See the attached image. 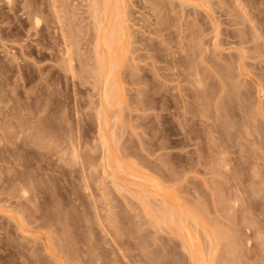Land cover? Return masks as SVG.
<instances>
[{
    "label": "rangeland",
    "instance_id": "374dc122",
    "mask_svg": "<svg viewBox=\"0 0 264 264\" xmlns=\"http://www.w3.org/2000/svg\"><path fill=\"white\" fill-rule=\"evenodd\" d=\"M50 1L0 0V117L5 120L0 118V133L7 122L3 107L19 109L10 119V130L18 133H4L5 140L0 139V146L5 145L0 147V179L8 182L0 180V189L5 188L0 190V264H73L71 253L77 252L99 264H112L115 258L122 264H264V0H197L198 7L196 0H119L113 7L120 15L126 12L119 19L128 29L117 43L123 49L117 53L115 48L114 59L121 63H115L112 80L114 92L119 90L107 111L101 107L103 79L95 69L98 26L92 0H59L63 24L52 17ZM238 3L253 21L243 19ZM32 5L43 13L29 14ZM32 17L39 18L38 27ZM251 22L261 39L254 38ZM66 45L75 73L65 66ZM196 71L198 79H206L203 85L197 83ZM202 89L208 93L201 105L207 115L198 119L188 111L202 108L191 97ZM99 110L107 112L104 131L114 152H109V165L102 157L107 154L101 145ZM21 121L25 127L20 129ZM3 156L9 161H1ZM13 174L31 181L24 185L28 195L20 192L24 183L16 180V187L12 185ZM1 183L11 184L10 192ZM170 215L185 222L179 223L185 231L172 224L178 221ZM179 232L193 234L190 238L199 242L191 243ZM68 242L75 246L68 247Z\"/></svg>",
    "mask_w": 264,
    "mask_h": 264
},
{
    "label": "bare ground",
    "instance_id": "6f19581e",
    "mask_svg": "<svg viewBox=\"0 0 264 264\" xmlns=\"http://www.w3.org/2000/svg\"><path fill=\"white\" fill-rule=\"evenodd\" d=\"M17 1V0H16ZM34 1V0H33ZM47 1V0H46ZM86 1V0H85ZM100 1H102L101 3H100ZM119 0H92V3H93V5H92V7L91 8H93V10H94V12L96 13V23L97 24H95V25H97L98 26V30H96V31H98V38H96V46H95V48H96V56L98 57L97 58V60H96V62H98L97 64H96V66L98 65V67H96L95 69L97 70V73H98V75L103 79V81H102V87H101V107H103V110H105L106 108L108 109V107L109 106H111V104H113V101L115 100V97H116V95H115V92H117L118 90H115V92H114V87H113V83H114V81L112 80V78H113V75H114V72L115 71H117V70H115V67H117L116 66V64L115 63H117L118 62V60L120 61V59H118L117 58V56H118V50H119V48H121L120 46L122 45L121 44V42H120V45H119V48H118V45H117V43H119V41H121L124 37L123 36H125L126 37V33L124 32V31H126L127 29H128V26L126 27V25L123 23V24H121L120 23V16H121V20H122V16H123V14L125 13L126 14V12L124 11L123 12V14L122 15H120V13H121V11H120V13H119V10L117 9V6L115 5V7H113V5L115 4V3H117ZM121 1V0H120ZM120 1H119V3H120ZM221 1V0H220ZM235 1V0H234ZM7 2L8 3H12V0H7ZM48 2H49V0H48ZM60 1L59 0H51L50 1V3H47V5L49 6H51V8H52V11L51 12H53V14H52V17L54 16L55 17V19L54 20H57V23H61V24H63V22H65V20H64V16H62V14H65L64 13V11H63V8H64V6L62 7V5L59 3ZM122 3H124L125 1L123 0V1H121ZM190 2V1H189ZM188 2V3H189ZM195 2L197 3L198 1L196 0V1H193V3H194V5H195ZM237 2H239V1H237ZM249 2V1H248ZM42 3V2H41ZM90 3V2H89ZM119 3H117V4H119ZM185 3H187V2H185ZM193 3H189V4H193ZM44 4H46V3H44ZM188 4V5H189ZM199 4H200V2H199ZM201 4H202V2H201ZM28 5V4H27ZM34 5V4H33ZM33 5L30 7V9L33 7ZM47 5H45L44 7H46ZM203 5V4H202ZM208 5V4H207ZM212 5V4H211ZM232 5V4H231ZM62 8H61V7ZM120 6H121V8L123 7L121 4H120ZM119 6V7H120ZM195 6H197L198 7V5H195ZM204 6V5H203ZM238 9H239V11L241 10V12H242V16H244L245 18H243V19H246V20H249V21H253V19L251 20V15L246 11V8H243L242 6H241V4H239L238 3ZM40 7H42V6H40ZM43 7V8H44ZM118 7V8H119ZM205 7V6H204ZM210 7V6H209ZM234 7V6H233ZM28 8V7H27ZM51 8H48L47 7V11H49V13H51L50 12V9ZM235 8V7H234ZM49 9V10H48ZM125 9V8H124ZM196 9V8H195ZM256 9V8H255ZM29 10V9H28ZM41 8H36V7H33V9L32 10H30L29 11V14H33L34 16L37 14V13H40L41 12ZM65 10V9H64ZM44 11V10H43ZM43 11L41 12V14L43 13ZM68 11V10H67ZM66 11V12H67ZM212 12V11H211ZM184 13V12H183ZM239 13V12H238ZM10 14V13H9ZM27 15H28V12L26 13ZM37 15H39V14H37ZM50 16V18H51V15H49ZM190 16V15H189ZM240 16V15H239ZM241 16V17H242ZM53 17V18H54ZM67 17V16H66ZM65 17V18H66ZM94 17V18H95ZM123 17H125V15L123 16ZM167 17V16H166ZM261 17V16H260ZM32 18H34V17H32ZM52 18V19H53ZM203 18V17H202ZM239 18V17H238ZM253 18V17H252ZM10 19V18H9ZM29 19H30V17H29ZM35 19V22H34V24H35V27H38L39 25H40V20H39V18H34ZM41 19V18H40ZM43 19V18H42ZM52 19H50V20H52ZM54 20H52V22L54 21ZM64 20V21H63ZM171 20V19H170ZM169 20V21H170ZM42 21V20H41ZM95 21V20H94ZM236 21V20H235ZM249 21H247V22H249ZM49 22V21H48ZM92 22V21H91ZM123 22V21H122ZM206 22V21H205ZM50 23H51V21H50ZM54 23H55V21H54ZM95 23V22H94ZM243 23V22H242ZM250 23V22H249ZM253 22H251V30H252V32H254V33H256V34H254L253 33V36H254V38L257 40V39H261L262 37H260L259 35L260 34H257V29H256V27L257 26H255L254 24H252ZM22 24V23H21ZM66 24V23H65ZM238 24H239V22H238ZM53 25V23H51V26ZM54 25H56V24H54ZM124 25H125V27H126V29L124 28ZM172 25V24H171ZM210 25V24H209ZM197 27V26H196ZM200 27V26H199ZM49 28H50V26H49ZM124 28V29H123ZM258 28V27H257ZM30 29V28H29ZM72 29V28H71ZM93 29V28H92ZM130 29V28H129ZM165 29H166V27H165ZM28 30V29H27ZM51 30V29H50ZM59 30V29H58ZM124 30V31H123ZM38 31V30H37ZM65 31V30H64ZM64 31L62 32L63 33V36L65 37L66 35V33H64ZM92 31V30H91ZM221 31V30H220ZM128 33V32H127ZM221 33V32H220ZM44 34V33H43ZM41 35V34H40ZM95 35V34H94ZM128 35V34H127ZM216 35H217V33H216ZM48 37V36H47ZM74 37V36H73ZM95 37V36H94ZM222 37V36H221ZM63 38V37H62ZM131 38H132V36H131ZM217 39V41L219 40L218 39V37H216ZM53 39V38H52ZM65 38H63V40H64ZM134 39V38H133ZM171 39V38H170ZM62 40V39H61ZM95 40V39H94ZM126 40V39H125ZM262 40H264L263 38H262ZM65 41H66V43H67V40L65 39ZM176 41V40H175ZM198 42H199V40H197ZM43 42V41H42ZM51 42V41H50ZM124 42V41H123ZM219 42V41H218ZM223 42V41H222ZM264 42V41H263ZM262 41H261V43H263ZM65 43V44H66ZM126 43V42H125ZM125 43H124V46H125ZM220 44H221V42H220ZM223 44V43H222ZM116 45H117V48H116ZM154 45V44H153ZM186 45V44H185ZM225 45V44H224ZM51 46V45H50ZM123 46V47H124ZM216 46V45H215ZM222 46V45H221ZM258 46V45H257ZM262 46V45H261ZM43 47V46H42ZM41 47V48H42ZM131 47V46H130ZM165 47V46H164ZM187 47V46H186ZM217 47H220V45L219 46H217ZM217 47H216V49H217ZM66 52L64 53L66 56H67V65H65V66H67L68 68L67 69H69L68 71L69 72H74V70H75V68H74V64H73V57H72V52H71V48L69 47V45H66ZM115 48H116V54L115 55H117V56H115L116 58H117V61L114 59V53H115ZM151 48V47H150ZM121 49H123V48H121ZM131 49V48H130ZM169 49H171V48H169ZM173 49V48H172ZM188 49H190V48H188ZM261 49H262V47H261ZM132 50V49H131ZM233 50V49H232ZM120 51V50H119ZM126 51V50H125ZM219 51V50H218ZM222 51V50H221ZM44 52V51H43ZM123 52V50L121 51V53ZM167 52V51H166ZM196 52V51H195ZM194 52V53H195ZM223 52V51H222ZM39 53V52H38ZM63 53V52H62ZM124 53V52H123ZM190 53V52H189ZM198 53V52H197ZM217 53V52H216ZM219 53V52H218ZM53 54V53H52ZM168 54V53H167ZM231 54V53H230ZM155 55V54H154ZM170 55V54H169ZM188 55V54H187ZM197 55H199V54H197ZM196 55V56H197ZM210 55V54H209ZM212 55V54H211ZM229 55V54H228ZM231 55H233V54H231ZM120 56V55H119ZM127 56H128V54H127ZM149 56H151V55H149ZM192 56V55H191ZM238 56V55H237ZM174 57V56H173ZM221 57V56H220ZM223 57V56H222ZM232 57V56H231ZM119 58H121V56L119 57ZM195 58V57H194ZM237 58V57H236ZM124 59V58H123ZM215 59V58H214ZM129 60H131V59H129ZM172 60V59H171ZM187 60V59H186ZM220 60V59H219ZM245 60V59H244ZM170 61V60H169ZM180 61H181V59H180ZM183 61V60H182ZM199 61V60H198ZM212 61V60H211ZM126 62V61H125ZM128 62V61H127ZM184 62V61H183ZM76 63V62H75ZM120 63L121 62H118L117 63V65L119 64L120 65ZM130 63V62H129ZM188 64H189V62H187ZM213 63V62H212ZM186 64V63H185ZM201 64V63H200ZM233 64V63H232ZM181 65V64H180ZM179 65V66H180ZM35 66V65H34ZM140 66V65H139ZM189 66V65H188ZM53 67V66H52ZM93 67V66H92ZM120 67V66H119ZM191 67V66H190ZM26 68V67H25ZM220 68V67H219ZM222 68V67H221ZM242 68V67H241ZM66 69V68H65ZM133 69V68H132ZM172 69V68H171ZM190 69V68H189ZM223 69V68H222ZM9 70V69H8ZM96 70H94V71H96ZM134 70V69H133ZM230 70V69H229ZM59 71H60V69H59ZM93 71V72H94ZM180 71V70H179ZM183 71V70H182ZM193 71V70H192ZM224 71V70H223ZM235 71V70H234ZM78 72V71H77ZM122 72H123V70H122ZM131 72V71H130ZM33 73V72H32ZM75 73V72H74ZM96 73V72H95ZM189 73V72H188ZM192 74V73H191ZM194 74V73H193ZM13 75V74H12ZM93 75H95V74H93ZM97 75V74H96ZM95 75V76H96ZM118 75V74H117ZM116 74H115V76H117ZM123 75H124V73H123ZM134 75V74H133ZM196 77L195 78H197L198 76H199V72L198 71H196V73L194 74ZM206 75V74H205ZM223 75V74H222ZM59 76V75H58ZM99 76H97V77H99ZM137 76V75H136ZM171 76V75H170ZM178 76V75H177ZM193 76V75H192ZM203 76V75H202ZM1 77V76H0ZM133 77H135V76H133ZM145 77V76H144ZM172 77V76H171ZM203 78V77H202ZM205 78V77H204ZM97 79V78H96ZM100 79V78H99ZM135 79V78H134ZM186 79V78H185ZM191 79V78H190ZM44 80V79H43ZM125 80V79H124ZM129 80V79H128ZM137 80V79H136ZM156 80V79H155ZM159 80V79H158ZM196 79H194L193 80V82L195 81ZM206 80V79H205ZM205 80H202V79H198L197 78V83H199V85H203V82L205 81ZM113 81V82H112ZM133 81V80H132ZM138 81V80H137ZM160 81V80H159ZM203 81V82H202ZM47 82V81H46ZM116 82V81H115ZM98 83V82H97ZM117 83H119V82H117ZM117 83H116V88H117ZM210 83V82H209ZM121 84V83H120ZM119 84V85H120ZM118 85V86H119ZM195 85H196V82H195ZM230 85V84H229ZM40 86V85H39ZM96 86H98V85H96ZM122 86H124V85H122ZM121 85L119 86V88L120 87H122ZM165 86V85H164ZM235 86V87H234ZM233 87H234V89L236 88V87H238V86H236V85H234ZM43 87V86H42ZM169 87V86H168ZM188 87H189V85H188ZM187 87V88H188ZM191 87V86H190ZM204 87V86H203ZM219 87H220V85H219ZM228 87H231V86H228ZM245 87V86H244ZM137 88V87H136ZM164 88V87H163ZM185 88V87H184ZM239 88V87H238ZM238 88H236V90L238 89ZM24 89V88H23ZM198 89V88H197ZM230 89V88H229ZM228 89V90H229ZM243 89V88H242ZM42 90V89H41ZM161 90V89H160ZM191 90H192V88H191ZM204 89H202V91H200V92H197V94L195 95V96H191L190 94V96L192 97V98H194V99H196L197 100V102H199L200 104V106L201 105H204L205 103H204V101L206 102V100H207V96H205V94H208V93H204L205 92V90L203 91ZM29 91V90H28ZM43 91V90H42ZM120 91H121V89H120ZM143 91V90H142ZM149 91V90H148ZM165 91V90H164ZM188 91V90H187ZM197 91V90H196ZM38 92V91H37ZM45 92V91H44ZM159 92V91H158ZM165 92H167V91H165ZM224 92V91H223ZM173 93V92H172ZM218 93V92H217ZM232 93V92H231ZM0 94H2V93H0ZM38 94V93H37ZM171 94V93H170ZM186 94V93H185ZM193 94H194V92H193ZM235 94V93H234ZM6 95V94H5ZM40 95V94H39ZM169 95V94H168ZM188 95V98H191L190 96ZM210 95V94H209ZM208 95V96H209ZM12 96V95H11ZM122 96V95H121ZM222 96V95H221ZM228 96V95H227ZM233 96V95H232ZM29 97V96H28ZM187 97V96H186ZM224 97V96H223ZM7 98V97H6ZM18 98H20V97H18ZM37 98V97H36ZM167 98V97H166ZM222 98V97H221ZM2 99V98H1ZM62 99V98H61ZM186 99V98H185ZM4 99H2V101H3ZM21 100H22V98H21ZM36 100V99H35ZM39 100V99H38ZM44 100V99H43ZM169 100V99H168ZM178 100V99H177ZM196 100H195V102H196ZM42 101V100H41ZM99 101V100H98ZM165 101V100H164ZM194 101V100H193ZM4 102V101H3ZM134 102V101H133ZM151 102V101H150ZM181 102V101H180ZM210 102V101H209ZM212 102H214V101H212ZM235 102V101H234ZM17 103H19V102H17ZM41 103V102H40ZM45 103V102H44ZM141 103V102H140ZM155 103V102H154ZM39 104V103H38ZM117 104V103H116ZM207 104H208V102H207ZM213 104V103H212ZM35 105V104H34ZM198 105V107H200ZM209 105V104H208ZM223 105V104H222ZM7 106V105H6ZM16 105H12V106H7V108H4L3 107V110H4V118H6V121L7 122H5L4 124H9L8 126H6V125H4V126H2L5 130H3V131H5L4 133H7V134H11L12 132L13 133H15V135H16V133H18V132H15V131H12V130H10V129H12V124H13V122H11V120L10 119H12L13 117H15V116H18L17 114H19L17 111L19 110H17V106L15 107ZM45 106V105H44ZM64 106H65V104H64ZM114 106V105H113ZM123 106H125V105H123ZM177 106V105H176ZM46 107V106H45ZM101 107H100V109H101ZM119 107V106H118ZM143 107V106H142ZM166 107V106H165ZM202 107V106H201ZM205 107V106H204ZM225 107V106H224ZM2 108V107H1ZM20 108V107H19ZM23 108V107H22ZM125 108V107H124ZM193 108V107H192ZM194 108H196V107H194ZM30 109V108H29ZM113 109V108H112ZM112 109H111V111H112ZM212 109V108H211ZM216 109H217V106H216ZM17 110V111H16ZM42 110V109H41ZM44 110V109H43ZM189 110V109H188ZM193 110V111H192ZM192 110H190V111H188L189 113H192L193 114V117L195 116H198V119L201 117H203L204 115L203 114H206V112H205V108L203 109V107L200 109V108H198V109H195V110H197V111H195L194 109H192ZM213 110V109H212ZM262 110V109H261ZM100 111V110H99ZM105 111H107V110H105ZM186 112L184 113V117L186 116L187 117V115L186 114H188L187 113V110H185ZM206 111H208V110H206ZM218 111V110H217ZM226 111V110H225ZM43 112V111H42ZM177 112V111H176ZM196 112V113H195ZM2 113V112H1ZM219 113V112H218ZM104 114L105 115H107V112L106 113H103V111H100L99 113H98V119H99V122H100V131H101V136H100V138H101V140H102V144L101 145H103V147H101V148H103V150L105 149V151H106V154L107 155H105L104 154V156H102V157H104L103 158V161H107V164L109 165L110 164V154L112 153H114V152H112L113 150H111V148H110V141H109V137L106 135V133H105V131H104V125H105V123L108 121H105L106 119H104ZM191 114V115H192ZM198 114V115H197ZM78 115V114H77ZM115 115V114H114ZM173 115V114H172ZM203 115V116H202ZM207 115V114H206ZM209 115V114H208ZM44 116V115H43ZM231 116V115H230ZM1 117H3V116H1ZM0 117V118H1ZM22 117V116H21ZM20 117V118H21ZM41 117V116H40ZM39 117V119L41 120L40 122H42V118H40ZM107 117V116H106ZM173 117V116H172ZM185 117V119L186 120H188V118H186ZM193 117H191L190 116V118L192 119ZM19 118V119H20ZM25 118V117H24ZM36 118V117H35ZM205 118V117H204ZM209 118V117H208ZM1 119H3V118H1ZM0 119V120H1ZM13 119H15V118H13ZM12 119V120H13ZM18 119V118H17ZM16 119V120H17ZM203 119V118H202ZM22 120V119H21ZM32 120V119H31ZM114 120V119H113ZM194 120V119H193ZM197 120V119H196ZM208 120V119H207ZM226 120V119H225ZM5 120L3 119V122H4ZM44 121V120H43ZM201 121V120H200ZM234 121V120H233ZM22 122V123H21ZM21 122H18V124H19V126H21V127H19L20 129L22 128V127H25V125L24 126H22L23 125V123H24V121H21ZM29 122H30V120H29ZM32 122V121H31ZM196 122V121H195ZM17 123V122H16ZM197 123H198V121H197ZM205 123V122H204ZM227 123V122H226ZM1 124V123H0ZM3 124V123H2ZM15 124V123H14ZM29 124V123H28ZM39 124V123H38ZM186 124V123H185ZM220 124V123H219ZM230 124H232V123H230ZM6 126V127H5ZM31 126H33V125H31ZM231 126V125H230ZM26 127H27V125H26ZM188 127V126H187ZM204 127H205V125H204ZM219 127V126H218ZM217 127V128H218ZM224 127H226V126H224ZM259 127V126H258ZM257 127V128H258ZM16 128V127H15ZM14 128V129H15ZM18 128V127H17ZM17 129V130H20V129ZM34 128H35V125H34ZM181 128H183V127H181ZM207 128H208V126H207ZM220 128H222V127H220ZM27 129V128H26ZM25 129V130H26ZM29 129H32V128H29ZM67 129H69V128H67ZM210 129V128H209ZM233 129V128H232ZM231 129V130H232ZM28 130V129H27ZM38 130V129H37ZM108 130V129H107ZM111 130V129H110ZM113 130V129H112ZM218 130V129H217ZM220 130V129H219ZM259 130V129H258ZM261 130V129H260ZM36 131V130H35ZM50 131V130H49ZM190 131V130H189ZM203 131V130H202ZM207 131H209V130H207ZM233 131V130H232ZM25 132V131H24ZM40 132H41V129H40ZM46 132V131H45ZM52 132V131H51ZM107 132V131H106ZM110 132V131H109ZM187 132V131H186ZM212 132H213V130H212ZM222 132V131H221ZM3 132L1 131V133L0 134H2ZM4 133H3V137H0V139L2 138H4L3 140H5V136H4ZM38 133H39V131H38ZM37 133V134H38ZM113 133V132H112ZM180 133V132H179ZM190 133V135H191V132H188V134ZM193 133V132H192ZM226 133V132H225ZM259 133V132H258ZM20 135H21V133H19ZM24 134V133H23ZM22 134V135H23ZM41 134V133H40ZM46 134V133H45ZM44 134V135H45ZM49 134H51V133H49ZM109 134V133H108ZM114 134V133H113ZM117 134H119V133H117ZM211 134H213V133H211ZM210 134V135H211ZM217 134V133H216ZM216 134H214V135H216ZM14 135V134H13ZM19 135V136H20ZM42 135V134H41ZM41 135L39 136V137H41ZM208 135V134H207ZM210 135H209V137H210ZM7 136V135H6ZM38 136V135H37ZM56 136V135H55ZM60 136V135H59ZM189 136V135H188ZM218 136V135H217ZM222 136V135H221ZM235 136V135H234ZM8 137H9V135H8ZM16 137H18V134H17V136ZM16 137H14V138H16ZM22 137V136H21ZM33 137V136H32ZM31 137V138H32ZM43 137V136H42ZM190 137H192V136H190ZM219 137V136H218ZM30 138V139H31ZM36 138V137H35ZM38 138V137H37ZM188 138V137H187ZM213 138V137H212ZM10 139V138H9ZM26 139V138H25ZM34 139V138H33ZM41 139V138H40ZM43 139V138H42ZM41 139V140H42ZM46 139V138H45ZM180 139V138H179ZM191 139V138H190ZM192 139H193V137H192ZM198 139H199V137H198ZM223 139V138H222ZM235 139V138H234ZM3 140H1V141H3ZM53 140V139H52ZM71 140V139H70ZM13 141V140H12ZM33 141V140H32ZM35 141V140H34ZM74 141H75V139H74ZM73 141V142H74ZM111 141H113V139L111 140ZM199 141V140H198ZM214 141V140H213ZM253 141V140H252ZM36 142V141H35ZM71 142V141H70ZM72 142V143H73ZM191 142V141H190ZM193 142V141H192ZM196 142H197V140H196ZM217 142V141H216ZM220 142V141H219ZM228 142V141H227ZM230 142V141H229ZM1 143V142H0ZM112 143V142H111ZM125 143V142H124ZM195 143V142H194ZM259 143H260V139H259ZM21 144V143H20ZM39 144V143H38ZM52 144V143H51ZM54 144H55V142H54ZM117 144V143H116ZM216 144V143H215ZM254 144V143H253ZM36 145V144H35ZM75 145V144H74ZM164 145V144H163ZM213 145V144H212ZM225 145V144H224ZM248 145V144H247ZM3 146V145H2ZM2 146H0V147H2ZM5 146V145H4ZM3 146V147H4ZM18 146V145H17ZM20 146V145H19ZM42 146V145H41ZM56 146V145H55ZM233 146V145H232ZM24 147V146H23ZM58 147V146H57ZM71 147V146H70ZM161 147V146H160ZM245 147V146H244ZM257 147V146H256ZM18 148H20V147H18ZM53 148V147H52ZM75 148V147H74ZM215 148H216V146H215ZM231 148V147H230ZM240 148V147H239ZM262 148V147H261ZM1 150V149H0ZM8 150H9V148H8ZM13 150H15V149H13ZM29 150H30V148H29ZM56 150H57V148H56ZM55 150V151H56ZM74 151L73 152H75L76 151V148L75 149H73ZM5 151H7V148H6V150ZM12 151V150H11ZM10 151V152H11ZM25 151V150H24ZM26 151H28L27 150V148H26ZM240 151V150H239ZM254 151V150H253ZM259 151V150H258ZM15 152H17V151H15ZM109 152H111L110 154H109ZM118 152H120V148H119V151ZM226 152V151H225ZM238 152V151H237ZM13 153H14V151H13ZM19 153V152H18ZM24 153H27V152H24ZM32 153V152H31ZM38 153V152H37ZM105 153V152H104ZM121 153V152H120ZM134 153V152H133ZM236 153V152H235ZM243 153V152H242ZM246 153V152H245ZM244 153V154H245ZM261 153V152H260ZM12 154V153H11ZM28 154V153H27ZM39 154V153H38ZM75 154H77L76 152H75ZM111 154V155H112ZM116 154V153H115ZM118 154V153H117ZM126 154V153H125ZM234 154V153H233ZM26 155V154H25ZM54 155V154H53ZM60 155H61V153H60ZM130 155V154H129ZM255 155V154H254ZM5 156V155H4ZM4 156L2 157V159H1V161L3 160V162L7 159H3L4 158ZM27 156V155H26ZM119 156V155H118ZM136 156V155H135ZM201 156V155H200ZM253 156V155H252ZM6 157V156H5ZM7 157H9V156H7ZM16 157V156H15ZM19 157V156H18ZM112 157H114V155L112 156ZM122 157H123V155H122ZM228 157V156H227ZM239 157V156H238ZM244 157V156H243ZM245 157H246V155H245ZM257 157V156H256ZM1 158V157H0ZM30 158H31V156H30ZM41 158V157H40ZM49 158V157H48ZM80 158V157H79ZM93 158V157H92ZM114 159V158H113ZM119 159H120V157H119ZM214 159V158H213ZM8 160V159H7ZM26 160V159H25ZM35 160V159H34ZM111 160H112V158H111ZM118 160V159H117ZM136 160V159H135ZM216 160V159H215ZM234 160H235V158H234ZM9 161V160H8ZM10 161H12V160H10ZM80 161V160H79ZM249 161V160H248ZM115 162V161H114ZM113 161H112V163H114ZM137 162H138V160H137ZM143 162V161H142ZM148 162V161H147ZM258 162V161H257ZM10 163V162H9ZM11 163H13V162H11ZM15 163V162H14ZM13 163V164H14ZM37 163V162H36ZM81 163V162H80ZM111 163V165L113 166V164ZM115 163H117V162H115ZM120 163V162H119ZM22 164V163H21ZM50 164V163H49ZM254 164V163H253ZM81 165V164H80ZM122 165V164H121ZM132 165V164H131ZM142 165V164H141ZM257 165V164H256ZM263 165V164H262ZM46 166V165H45ZM50 166V165H49ZM248 166V165H247ZM7 167H9V166H7ZM13 167V166H12ZM20 167V166H19ZM123 167H125V166H123ZM258 168H259V166H257ZM22 168V166L20 167V169ZM42 168H44V167H42ZM84 168V167H83ZM109 168L111 169V167L109 166ZM156 168V167H155ZM257 168V170H259ZM2 169V168H1ZM25 169H26V167H25ZM35 169V168H34ZM140 169V168H139ZM152 169V168H151ZM157 169V168H156ZM248 169V168H247ZM15 170V169H14ZM13 170V171H14ZM124 170V169H123ZM137 170V169H136ZM238 170V169H237ZM249 170V169H248ZM253 170H254V168H253ZM9 171H10V169H9ZM8 171V172H9ZM20 171V170H19ZM24 171V170H23ZM126 171V170H125ZM149 171V170H148ZM246 171V170H245ZM17 171H15V173H16ZM112 172V171H111ZM142 172V171H141ZM140 172V173H141ZM10 173V172H9ZM12 173V172H11ZM18 173H21V172H18ZM23 173H25L26 174V171L25 172H23ZM104 173V172H103ZM131 173L132 172H130V175H131ZM139 173V174H140ZM144 173H146L145 171H144ZM237 173V172H236ZM252 173V172H251ZM22 174V173H21ZM24 174V175H25ZM29 174V173H28ZM114 174V173H113ZM122 174V173H121ZM135 174V173H134ZM159 174V173H158ZM157 174V175H158ZM246 174V173H245ZM254 174V173H253ZM4 175V174H3ZM15 174H13L12 175V177H14V178H12L13 180H14V184H12L13 182V180L12 181H10V176L8 175V179H9V181L11 182V184L12 185H14V187H16L15 185H16V182L18 181V182H20L21 184H23V188L21 187V189H22V191H20V192H22V194H26V191H27V188L25 187L26 185V183H28V181H30L29 179H27L28 177V175L26 174L25 176L27 177L26 179L27 180H25L24 178H25V176L22 178V176H20V174H17V178L14 176ZM125 175V174H124ZM133 175V174H132ZM131 175V176H132ZM148 175V174H147ZM160 175V174H159ZM233 175V174H232ZM248 175V174H247ZM18 176H20V177H18ZM47 176V175H46ZM133 176H135V175H133ZM137 176V175H136ZM152 176H154V175H152ZM250 176V175H249ZM256 176V175H255ZM5 177V176H4ZM148 177H150V176H148ZM155 177V176H154ZM171 177V176H170ZM254 177V176H253ZM0 178H1V176H0ZM6 178H7V176H6ZM29 178H30V176H29ZM53 178V177H52ZM138 178V176L136 177V179ZM256 178V177H255ZM138 179H140V178H138ZM0 180H3V179H0ZM17 180V181H16ZM86 180V179H85ZM130 180V179H129ZM233 180V179H232ZM16 181V182H15ZM43 181V180H42ZM82 181V180H81ZM157 181V180H156ZM167 181V180H166ZM236 181V180H235ZM2 182V181H1ZM3 182L4 183H6L7 182V180H6V182L3 180ZM17 182V183H18ZM31 182V181H30ZM172 182V181H171ZM8 183V182H7ZM19 183V184H20ZM48 183V182H47ZM128 183V182H127ZM149 183V182H148ZM252 183V182H251ZM2 185H3V183H1ZM10 184V186L9 187H11L12 185ZM29 184V183H28ZM27 184V185H28ZM87 184V183H86ZM130 184V183H129ZM133 184V183H132ZM151 185H152V183H150ZM238 184V183H237ZM7 185V184H6ZM25 185V186H24ZM32 185H33V182H32ZM35 185V184H34ZM228 185V184H227ZM230 185V184H229ZM4 186V185H3ZM2 186V187H3ZM44 186V185H43ZM135 186H139V184L137 185V184H135ZM142 186V185H141ZM4 187H6V186H4ZM3 187V188H4ZM9 187H6L7 189H8V191L10 192V190L12 189V188H9ZM17 187H18V185H17ZM25 187V188H24ZM40 187V186H39ZM140 187V186H139ZM162 187H163V185H162ZM229 187V186H228ZM20 188V187H19ZM19 188H17V189H19ZM37 188V187H36ZM88 188V187H87ZM142 188V187H141ZM147 188V187H146ZM156 188V187H155ZM168 188V187H167ZM231 188V187H230ZM5 189V188H4ZM4 189H0V190H3L4 191ZM10 189V190H9ZM15 189V188H14ZM41 189V188H40ZM89 189V188H88ZM133 189V188H132ZM171 189V188H170ZM236 189H237V187H236ZM229 190V189H228ZM231 190H232V188H231ZM6 191V190H5ZM18 191V192H19ZM140 191V190H139ZM162 191V190H161ZM247 191V190H246ZM2 192V191H1ZM9 192H8V194H9ZM17 192V191H16ZM31 192V191H30ZM138 192V191H137ZM232 192V191H231ZM3 193V192H2ZM13 193H14V190H13ZM31 193H33V192H31ZM37 193V192H36ZM132 193H135V192H132ZM233 193V192H232ZM259 193V192H258ZM5 194H7V193H5ZM10 194H12V193H10ZM10 194H9V196H10ZM160 194H161V192H160ZM168 194V193H167ZM234 194H235V192H234ZM254 194V193H253ZM14 195H16V193L15 194H13V196ZM26 195H28V194H26ZM134 195H136V194H134ZM143 195V194H142ZM224 195V194H223ZM228 195H230V194H228ZM258 195H260V194H258ZM3 196V195H2ZM18 196V195H17ZM234 196V195H233ZM255 196V195H254ZM172 197V196H171ZM149 198H151L150 196H148V199ZM169 198V197H168ZM229 198V197H228ZM25 199V198H24ZM42 199V198H41ZM94 199V198H93ZM163 199H164V196H163ZM167 199V198H166ZM165 199V200H166ZM257 199V198H256ZM6 200V199H5ZM38 200V199H37ZM46 200V199H45ZM152 200H153V198H152ZM155 200V199H154ZM232 200V199H231ZM7 201V200H6ZM92 201V200H91ZM147 201V200H146ZM145 200L143 201V202H146ZM159 201V200H158ZM234 201V200H233ZM257 201V200H256ZM264 201V200H263ZM20 201L18 200V203H19ZM32 202V201H31ZM30 202V203H31ZM156 202V201H155ZM223 202V201H222ZM231 202V201H230ZM253 202V201H252ZM12 204V202H10V205ZM46 204V203H45ZM154 204V203H153ZM157 204V203H156ZM225 204V203H224ZM29 205V204H28ZM92 205V204H91ZM168 205V204H167ZM226 205H227V203H226ZM24 206V205H23ZM33 206H34V204H33ZM60 206V205H59ZM155 206V205H154ZM189 206V205H188ZM5 207V206H4ZM25 207V206H24ZM31 207V206H30ZM94 207V206H93ZM149 207H151L150 205H149ZM156 207V206H155ZM164 207H165V205H164ZM227 207H229L228 205H227ZM230 207H231V205H230ZM95 208V207H94ZM147 208V207H146ZM152 208V207H151ZM150 208V209H151ZM157 208V207H156ZM97 209V208H96ZM159 209H160V207H159ZM244 209V208H243ZM257 209V208H256ZM29 210V209H28ZM98 210V209H97ZM147 210H149V209H147ZM154 210V209H153ZM171 210V209H170ZM231 210V209H230ZM233 210V209H232ZM234 210H235V208H234ZM17 211V210H16ZM61 211V210H60ZM157 211H159L158 209H157ZM172 211V213H174L173 212V210H171ZM247 211V210H246ZM38 212V211H37ZM70 212V211H69ZM96 212V211H95ZM94 212V213H95ZM99 212V211H98ZM166 213H167V211H165ZM164 212V213H165ZM30 213V212H29ZM59 213V212H58ZM97 213V212H96ZM150 213V212H149ZM168 213H170V212H168ZM167 213V214H168ZM171 213V214H172ZM176 213V212H175ZM174 213V215H176ZM68 214V213H67ZM8 215V214H7ZM13 215V214H12ZM29 215V214H28ZM31 215V214H30ZM37 215V214H36ZM42 215V214H41ZM52 215V214H51ZM71 215V214H70ZM174 215H170L171 216V218L172 217H176L177 215H179V214H177L176 216H174ZM8 216H10V215H8ZM59 216V215H58ZM165 216V215H164ZM168 216V215H167ZM39 217V216H38ZM54 217H56V216H54ZM66 217H67V215H66ZM161 217V216H160ZM159 217V218H160ZM181 218H183L182 216H180ZM10 218H11V216H10ZM20 218V217H19ZM65 218V217H64ZM166 218H168V217H166ZM166 218L164 217V219L166 220ZM254 218V217H253ZM5 219V218H4ZM12 219H13V217H12ZM38 219V218H37ZM37 219H35V221L37 220ZM97 219H98V217H97ZM169 219V218H168ZM173 219V218H172ZM177 219H179V217H176L175 218V220L176 221H178ZM18 220H21V218L20 219H18ZM28 220V219H27ZM162 220H163V218H162ZM179 220H181L182 221V219H179ZM253 220V219H252ZM251 220V221H252ZM64 221H66V219H64ZM71 221V220H70ZM159 221H160V219H159ZM168 221V220H167ZM173 221V220H172ZM191 221V220H190ZM190 221H186V222H190ZM62 222V221H61ZM170 222V221H169ZM57 223V222H56ZM63 223V222H62ZM102 223V222H101ZM153 223V222H152ZM177 223H178V225H179V223H184L185 224V222H176V224L175 223H172L175 227H177L178 225H177ZM200 223V222H199ZM18 224H21V223H19L18 222ZM17 224V225H18ZM64 224V223H63ZM67 224V223H66ZM167 224V223H166ZM184 224H182V226L184 225ZM16 225V226H17ZM187 225V224H186ZM191 225V224H190ZM201 225V224H200ZM253 225V224H252ZM15 226V225H14ZM61 226V225H60ZM181 228H182V226H181V224L179 225ZM185 226V225H184ZM192 226H193V224H192ZM191 226V227H192ZM256 226V225H255ZM180 227H177V228H179L180 229ZM190 227V228H191ZM211 227V226H210ZM3 228V227H2ZM18 228H21V226L20 227H18ZM31 228V227H30ZM102 228V227H101ZM199 228V227H198ZM15 229V228H14ZM184 229V231H185V228L183 227L182 228V230ZM212 229V228H211ZM215 229V228H214ZM213 229V230H214ZM7 230V229H6ZM21 230L23 231V229L21 228ZM181 230V229H180ZM179 230V231H180ZM208 230V229H207ZM254 230V229H253ZM20 231V230H19ZM21 231V232H22ZM60 231V230H59ZM118 231V230H117ZM7 232V231H6ZM6 232H4V233H6ZM24 232V231H23ZM61 232V231H60ZM73 232V231H72ZM260 232V231H259ZM113 233V232H112ZM179 233H181V232H179ZM183 233V236L184 237H187L188 239H191V243L193 242L192 241V239L193 238H190L191 237V235L193 236V234H191V235H189L190 237H188V234H187V236H185L184 235V232H182ZM181 233V234H182ZM203 233V232H202ZM217 233V232H216ZM256 233V232H255ZM263 233V232H262ZM186 234V233H185ZM198 234V233H197ZM21 235V234H20ZM30 235V234H29ZM201 235V234H200ZM67 236V235H66ZM68 236H69V234H68ZM109 236V235H108ZM124 236V235H123ZM260 236V235H259ZM70 237V236H69ZM195 237V236H194ZM213 237V236H212ZM263 237V236H262ZM77 238V237H76ZM85 238V237H84ZM197 238V237H196ZM195 238V239H196ZM200 238V237H199ZM199 238H198V240H199ZM259 238V237H258ZM12 239H14V238H12ZM21 239V238H20ZM25 239H27V238H25ZM75 239V238H74ZM109 239V238H108ZM119 239V238H118ZM188 239H185L186 241H188ZM195 239H193V240H195ZM207 239H208V237H207ZM8 240V239H7ZM23 240V239H22ZM64 240V239H63ZM106 240V239H105ZM122 240V239H121ZM216 240V239H215ZM66 241V240H65ZM88 241V240H87ZM185 241V242H186ZM195 241H197V239L195 240ZM209 241V240H208ZM4 242V241H3ZM16 242V241H15ZM60 242H61V240H60ZM71 242V241H70ZM70 242H68V244H70V246L68 245V247H70V248H73V246H75V244L74 243H72V244H74L73 246H72V244L70 243ZM199 241H197V243H198ZM204 242V241H203ZM206 242V241H205ZM204 242V244L206 245V243ZM7 243V242H6ZM119 243V242H118ZM128 243V242H127ZM184 243V242H183ZM189 243H190V241H189ZM196 243V244H197ZM216 243H217V241H216ZM43 244V243H42ZM108 244V243H107ZM201 244V243H200ZM200 244H197V245H200ZM208 244H209V242H208ZM218 244V243H217ZM258 244V243H257ZM2 245V244H1ZM16 245V244H15ZM23 245V244H22ZM25 245H26V243H25ZM28 245V244H27ZM60 245V244H59ZM128 245V244H127ZM193 244H191L190 246H192ZM211 245V244H210ZM24 246V245H23ZM40 246V245H39ZM64 246V245H63ZM117 246V245H116ZM181 246V245H180ZM194 246V245H193ZM202 246V245H201ZM207 246V245H206ZM206 246H205V249H207L206 248ZM18 247V246H17ZM28 247V246H27ZM26 247V248H27ZM122 247V246H121ZM187 247V246H186ZM204 247V246H203ZM207 247H209V245L207 246ZM263 247V246H262ZM66 248V247H65ZM105 248V247H104ZM190 249H191V247H189ZM188 248V249H189ZM194 248V247H193ZM198 248H199V246H198ZM212 248V247H211ZM22 249V248H21ZM195 249V248H194ZM213 249V248H212ZM211 249V250H212ZM8 250V249H7ZM37 250V249H36ZM36 250H35V252H36ZM61 250V249H60ZM71 250V249H70ZM75 250V249H74ZM109 250V249H108ZM199 250H200V248H199ZM198 250V251H199ZM203 251H204V249H202ZM216 251H218L217 249H215ZM26 251V250H25ZM66 251V250H65ZM72 252H73V250H71ZM70 251V252H71ZM77 251V250H76ZM79 251V250H78ZM192 251H194V250H192ZM191 251V252H192ZM213 251V250H212ZM68 252H69V249H68ZM206 252V251H205ZM122 253V252H121ZM204 253V252H203ZM209 253H212V252H210L209 251ZM217 253V252H216ZM215 253V255H217ZM69 254V253H68ZM191 254V253H190ZM193 254V253H192ZM206 254V253H205ZM205 254H204V256H205ZM36 255V254H35ZM93 255V254H92ZM114 255V254H113ZM116 255V254H115ZM121 255H123V253L121 254ZM192 256H194L195 257V255H192ZM196 256L197 257H201V261L203 260V255H202V253H201V251L200 252H197V250H196ZM207 256V255H206ZM113 257V256H112ZM124 257H126V256H122V258L121 259H123ZM137 257V256H136ZM196 257V258H197ZM218 257V256H217ZM220 257V256H219ZM98 258V257H97ZM96 258V259H97ZM115 258V257H114ZM209 258V257H208ZM42 259H43V257H42ZM70 259L73 261H71L73 264H74V262H75V264H78L77 262H80V264H99L96 260H94V259H91L90 257L89 258H85V256L84 255H82L80 252H77L76 254L75 253H71V257H70ZM70 259H69V261H70ZM102 259V258H101ZM106 259V258H105ZM206 259H207V257H206ZM33 260V259H32ZM45 260V259H44ZM63 260V259H62ZM67 260V259H66ZM66 260H65V262H66ZM98 260V259H97ZM100 260V259H99ZM10 261H12V260H10ZM22 261V260H21ZM37 261V260H36ZM48 261V260H47ZM58 261V260H57ZM56 261V262H57ZM112 261V260H111ZM110 261V262H111ZM194 261H196L195 259L193 260V262ZM200 261V262H201ZM212 261V260H211ZM218 261V260H217ZM58 262H60V259H59V261ZM63 263H64V260L62 261ZM114 264H122L121 262H120V259L119 260H117V258H115L114 259V261H112ZM123 262V261H122ZM3 263V262H2ZM50 263V262H49ZM62 263V264H63ZM107 263V262H106ZM112 263V264H113ZM218 263V262H217ZM25 264V263H24ZM31 264V263H30ZM45 264V263H44ZM59 264V263H58ZM124 264V263H123Z\"/></svg>",
    "mask_w": 264,
    "mask_h": 264
}]
</instances>
